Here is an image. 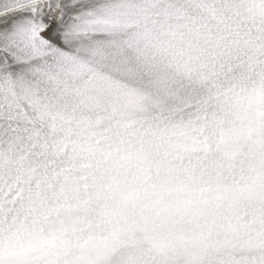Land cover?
I'll list each match as a JSON object with an SVG mask.
<instances>
[{"label":"snow or ice","instance_id":"6c2138e0","mask_svg":"<svg viewBox=\"0 0 264 264\" xmlns=\"http://www.w3.org/2000/svg\"><path fill=\"white\" fill-rule=\"evenodd\" d=\"M0 264H264V0H0Z\"/></svg>","mask_w":264,"mask_h":264}]
</instances>
